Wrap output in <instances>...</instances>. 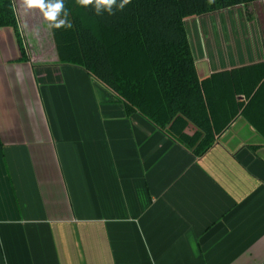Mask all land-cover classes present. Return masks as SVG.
<instances>
[{
  "label": "crops",
  "instance_id": "obj_1",
  "mask_svg": "<svg viewBox=\"0 0 264 264\" xmlns=\"http://www.w3.org/2000/svg\"><path fill=\"white\" fill-rule=\"evenodd\" d=\"M247 8L186 18L200 79L264 62V0ZM251 110L264 127V90ZM263 262L254 123L239 112L195 155L56 51L22 60L0 27V264Z\"/></svg>",
  "mask_w": 264,
  "mask_h": 264
},
{
  "label": "trees",
  "instance_id": "obj_2",
  "mask_svg": "<svg viewBox=\"0 0 264 264\" xmlns=\"http://www.w3.org/2000/svg\"><path fill=\"white\" fill-rule=\"evenodd\" d=\"M258 1L131 0L112 15H97L91 5L64 0L71 27L51 28V33L60 63L84 68L114 93L128 115L140 114L200 156L239 112L264 133L251 113L264 90V62L200 79L186 18ZM0 27L14 28L26 60L15 0H0ZM237 94L248 104L237 101Z\"/></svg>",
  "mask_w": 264,
  "mask_h": 264
},
{
  "label": "clouds",
  "instance_id": "obj_3",
  "mask_svg": "<svg viewBox=\"0 0 264 264\" xmlns=\"http://www.w3.org/2000/svg\"><path fill=\"white\" fill-rule=\"evenodd\" d=\"M208 2L211 3L212 0ZM23 3L26 9H39L49 22V28L71 27L70 23H66L68 9L65 8L64 0H23ZM80 3L84 6L91 5L97 15L104 13L112 15L114 10H123L125 5L131 3V0H80Z\"/></svg>",
  "mask_w": 264,
  "mask_h": 264
},
{
  "label": "rangeland",
  "instance_id": "obj_4",
  "mask_svg": "<svg viewBox=\"0 0 264 264\" xmlns=\"http://www.w3.org/2000/svg\"><path fill=\"white\" fill-rule=\"evenodd\" d=\"M15 3L17 6V12L19 14L20 20H22L21 22L23 23L24 15V17H27V25L31 26V34L25 32L23 26H21L27 50L32 52V54L34 53L39 55L42 53H49V56H53L55 52V47L52 38L51 28L48 27L49 22L43 17V14L39 9H26L24 7L23 0H15ZM209 17L212 20V26L215 29L219 28L220 22H215V20L216 18L219 19V17H221V13L207 16V19L206 17L205 19L209 20ZM24 25H26V23Z\"/></svg>",
  "mask_w": 264,
  "mask_h": 264
}]
</instances>
